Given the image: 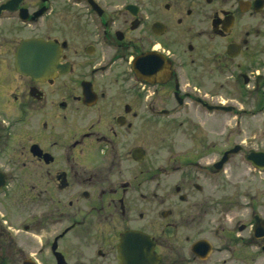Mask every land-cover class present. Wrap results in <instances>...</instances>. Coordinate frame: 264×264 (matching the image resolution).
<instances>
[{"label":"flooded vegetation","instance_id":"1","mask_svg":"<svg viewBox=\"0 0 264 264\" xmlns=\"http://www.w3.org/2000/svg\"><path fill=\"white\" fill-rule=\"evenodd\" d=\"M263 154L264 0H0L2 264H264Z\"/></svg>","mask_w":264,"mask_h":264},{"label":"rangeland","instance_id":"2","mask_svg":"<svg viewBox=\"0 0 264 264\" xmlns=\"http://www.w3.org/2000/svg\"><path fill=\"white\" fill-rule=\"evenodd\" d=\"M252 135H232L231 137H230V140H229V143H232V142H238L240 139H244L245 140V142H250V141H253V139H251V138H249V137H251ZM221 137H222V140H221V142L222 143H225L226 141H225V135H221ZM222 148H224L223 146H222Z\"/></svg>","mask_w":264,"mask_h":264},{"label":"water","instance_id":"3","mask_svg":"<svg viewBox=\"0 0 264 264\" xmlns=\"http://www.w3.org/2000/svg\"><path fill=\"white\" fill-rule=\"evenodd\" d=\"M263 155H264V154H263ZM263 157H264V156H263ZM248 158H250V157L248 156ZM0 264H2L1 261H0Z\"/></svg>","mask_w":264,"mask_h":264}]
</instances>
